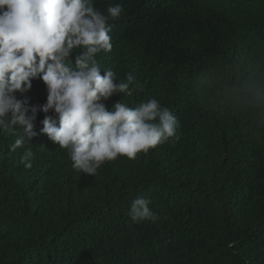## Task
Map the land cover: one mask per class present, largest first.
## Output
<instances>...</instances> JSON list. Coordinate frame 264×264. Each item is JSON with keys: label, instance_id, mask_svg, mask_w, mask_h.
Masks as SVG:
<instances>
[{"label": "trees", "instance_id": "16d2710c", "mask_svg": "<svg viewBox=\"0 0 264 264\" xmlns=\"http://www.w3.org/2000/svg\"><path fill=\"white\" fill-rule=\"evenodd\" d=\"M109 4L124 11L97 63L133 81L106 105L155 98L177 137L90 176L46 135L12 151L0 132V264H264V0H95ZM25 95L43 105L46 86ZM137 198L155 220H131Z\"/></svg>", "mask_w": 264, "mask_h": 264}, {"label": "clouds", "instance_id": "9594fccd", "mask_svg": "<svg viewBox=\"0 0 264 264\" xmlns=\"http://www.w3.org/2000/svg\"><path fill=\"white\" fill-rule=\"evenodd\" d=\"M123 11L109 4L104 14L95 0H0V132L18 137L12 151L46 135L68 149L75 171L95 176L105 162L118 156L134 160L177 137V117L155 98L135 108L105 103L117 92L131 94L132 75L118 83L110 69L101 75L96 59L111 52L109 21ZM35 79L46 86L43 105L30 104L25 95ZM40 112L45 115L37 132ZM32 157L29 147L21 163L31 168ZM150 203H130L127 214L134 223L156 219Z\"/></svg>", "mask_w": 264, "mask_h": 264}]
</instances>
